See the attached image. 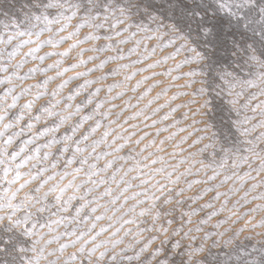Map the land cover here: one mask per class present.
Listing matches in <instances>:
<instances>
[{
    "label": "snow or ice",
    "instance_id": "snow-or-ice-1",
    "mask_svg": "<svg viewBox=\"0 0 264 264\" xmlns=\"http://www.w3.org/2000/svg\"><path fill=\"white\" fill-rule=\"evenodd\" d=\"M0 264H264V0H0Z\"/></svg>",
    "mask_w": 264,
    "mask_h": 264
}]
</instances>
